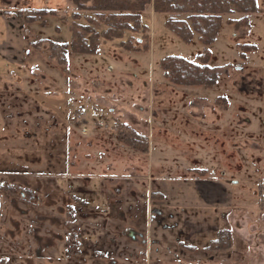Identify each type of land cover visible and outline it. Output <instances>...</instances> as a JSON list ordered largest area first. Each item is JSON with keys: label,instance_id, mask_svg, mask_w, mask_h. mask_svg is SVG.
<instances>
[{"label": "rangeland", "instance_id": "374dc122", "mask_svg": "<svg viewBox=\"0 0 264 264\" xmlns=\"http://www.w3.org/2000/svg\"><path fill=\"white\" fill-rule=\"evenodd\" d=\"M13 2L0 39V264H264V0L247 31L222 16L208 87L172 85L159 66L204 48L164 26L184 15L149 6L148 31L79 55L51 47L94 12ZM30 8L54 14L28 23ZM240 43L257 50L241 59ZM115 128L146 136L148 153Z\"/></svg>", "mask_w": 264, "mask_h": 264}, {"label": "trees", "instance_id": "16d2710c", "mask_svg": "<svg viewBox=\"0 0 264 264\" xmlns=\"http://www.w3.org/2000/svg\"><path fill=\"white\" fill-rule=\"evenodd\" d=\"M74 5L76 12L71 15L73 20L80 19V11L94 12V17H87L85 25L72 23L69 42L55 43L63 51L73 54L93 55L100 47V39L104 41L120 40L124 32H146L142 23V13L151 6L154 13L184 15V19L169 17L164 26L183 43L190 44L194 35L203 45L202 52L197 55L196 62H190L182 57L168 55L159 61L164 78L175 86H213L218 81L216 69L208 66L211 53L209 47L215 42L222 25V16L237 13L242 15L236 20L227 19L226 23L233 25L235 31L241 27L250 29L248 16L257 13V0H67ZM54 14V10L35 9L26 17L28 23L36 21V17ZM97 20V21H96ZM106 28L97 31L98 23ZM243 35H247L244 33ZM120 47L126 51H136V46L129 40L120 41ZM241 59L249 52H255L256 46L251 43L237 44ZM55 54V53H54ZM53 55V54H52ZM54 56V55H53ZM113 133L115 139L128 147L148 153V138L133 130L127 133ZM117 132V133H116Z\"/></svg>", "mask_w": 264, "mask_h": 264}, {"label": "crops", "instance_id": "0c3cea01", "mask_svg": "<svg viewBox=\"0 0 264 264\" xmlns=\"http://www.w3.org/2000/svg\"><path fill=\"white\" fill-rule=\"evenodd\" d=\"M17 1H21V0H17ZM27 1H31V0H27ZM35 2H37V0H35ZM9 3H14V2L13 0H0V39H2L3 37L8 38L7 35L10 34L9 31L7 30V26H5L7 24V18H6V15L4 16V14H6L7 11L3 9L6 6L8 7ZM257 3H258V0H257ZM33 9L34 8H30V10H33ZM262 18L264 19V15H262Z\"/></svg>", "mask_w": 264, "mask_h": 264}]
</instances>
